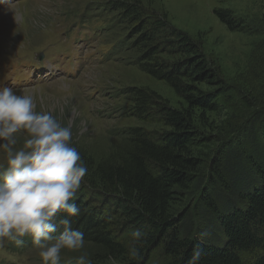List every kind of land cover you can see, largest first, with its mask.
Segmentation results:
<instances>
[{
    "label": "trees",
    "instance_id": "obj_1",
    "mask_svg": "<svg viewBox=\"0 0 264 264\" xmlns=\"http://www.w3.org/2000/svg\"><path fill=\"white\" fill-rule=\"evenodd\" d=\"M111 5L123 21L130 20L131 30L135 22L147 29L135 47L146 52V59L157 53L159 38L179 54L176 61L148 62L145 70L183 101L170 106L149 90L137 89L131 110L142 116L158 112L161 130L131 128L113 152L98 158L73 144L88 173L74 200L80 215L69 219L84 234L92 264H111L109 256L116 264H152L155 257L165 264H188L197 245L203 252L199 264H264V90L249 106L247 94L237 91L234 97L246 106L243 121L226 117L224 124H216L210 116L226 109L222 100L229 101V86L205 49L164 18H143L146 10L139 2ZM213 14L231 32L264 39V6L257 20L224 8H214ZM74 39H79L76 34ZM257 59L264 73V46ZM248 114L253 124L248 142H232ZM135 228L147 234L138 261L127 255ZM23 240L19 247L6 243L20 251L32 244L29 236Z\"/></svg>",
    "mask_w": 264,
    "mask_h": 264
},
{
    "label": "rangeland",
    "instance_id": "obj_2",
    "mask_svg": "<svg viewBox=\"0 0 264 264\" xmlns=\"http://www.w3.org/2000/svg\"><path fill=\"white\" fill-rule=\"evenodd\" d=\"M115 1L119 0H5L0 3L2 58V54L15 57L24 53H38L57 45L67 47L69 38H64L62 34L57 39L58 31L68 28L74 32L78 30L79 34L86 31L89 40L77 44L70 56L75 67L81 66L75 77L68 78V67L60 64L56 65L59 69L51 80L14 90L17 93L31 90L35 96L36 110H54L53 114L62 124L66 125L75 113L72 144L94 158L113 152L131 128L139 127L150 132L163 128L158 112L142 116L140 112L131 110L137 101L135 90L147 89L158 102L174 107H180L183 101L166 82L154 78L145 70L148 62L176 61L180 59L179 54L172 53L167 43L161 45L159 38L156 39L157 53L152 60L146 59V52L140 53L135 47L140 44L141 36L147 29L143 30L142 24L135 22L131 30L133 27L127 23L130 20L123 21L118 17V10L111 5ZM131 1L139 2L146 10L143 18H164L172 29L196 40L205 49L211 63L222 72L229 86V101L222 100L226 109L221 114H211L210 118L216 124H224L227 118L230 122L243 121L241 117L246 106L234 96L237 91L247 94L248 106L257 103L263 96L264 73L257 55L264 46V39L229 31L215 17L213 9H230L244 20L252 17L257 20L262 13L264 0ZM52 40L57 44H47ZM85 43L90 44L87 50L94 57L92 64L89 56L84 57L85 65L80 60V54L86 53ZM55 57L56 52L48 49V59L56 62ZM8 68L10 66L5 61L0 63V77ZM224 113L227 116L222 115ZM251 120L248 114V123L240 133L231 135L232 142L233 139L248 142V129L253 127ZM22 143L23 134H19L17 147ZM2 152L0 149V163H5ZM6 242L0 248V260L5 258L4 253L14 261L13 264H42L39 250L32 244L20 251H13ZM88 249L89 245L85 243L83 251L87 252ZM78 255L79 252L62 250L61 264H69L73 259L74 264ZM152 264L165 262L162 257H155Z\"/></svg>",
    "mask_w": 264,
    "mask_h": 264
},
{
    "label": "clouds",
    "instance_id": "obj_3",
    "mask_svg": "<svg viewBox=\"0 0 264 264\" xmlns=\"http://www.w3.org/2000/svg\"><path fill=\"white\" fill-rule=\"evenodd\" d=\"M53 111H37L31 90L0 88V149L5 153V163H0V247L5 240L23 246V237L29 236L42 264H61L65 249L80 253L75 264H92L83 251L84 234L69 219L80 215L74 200L88 173L72 144L75 113L65 125ZM19 134L23 143L17 147ZM146 235L140 228L131 230L130 260H139ZM202 256L195 246L188 264H199ZM108 260L116 264L114 257Z\"/></svg>",
    "mask_w": 264,
    "mask_h": 264
}]
</instances>
